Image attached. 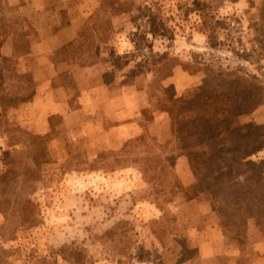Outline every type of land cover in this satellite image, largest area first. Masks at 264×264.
Listing matches in <instances>:
<instances>
[{"label": "rangeland", "instance_id": "374dc122", "mask_svg": "<svg viewBox=\"0 0 264 264\" xmlns=\"http://www.w3.org/2000/svg\"><path fill=\"white\" fill-rule=\"evenodd\" d=\"M67 5L0 0V264H264V0Z\"/></svg>", "mask_w": 264, "mask_h": 264}, {"label": "crops", "instance_id": "0c3cea01", "mask_svg": "<svg viewBox=\"0 0 264 264\" xmlns=\"http://www.w3.org/2000/svg\"><path fill=\"white\" fill-rule=\"evenodd\" d=\"M11 6L24 14L36 30V50L46 57L52 58L57 50L72 41L77 34L78 27L71 20L70 23L62 24L57 13L68 8V0H6ZM32 37V35H30ZM69 70V68H68ZM72 70V69H70ZM69 71L59 70L56 79L68 75Z\"/></svg>", "mask_w": 264, "mask_h": 264}, {"label": "trees", "instance_id": "16d2710c", "mask_svg": "<svg viewBox=\"0 0 264 264\" xmlns=\"http://www.w3.org/2000/svg\"><path fill=\"white\" fill-rule=\"evenodd\" d=\"M207 3V1H205ZM78 261L80 262V260L78 259Z\"/></svg>", "mask_w": 264, "mask_h": 264}]
</instances>
